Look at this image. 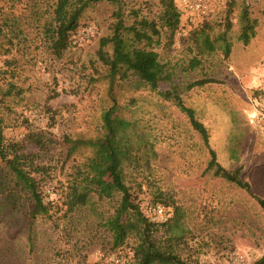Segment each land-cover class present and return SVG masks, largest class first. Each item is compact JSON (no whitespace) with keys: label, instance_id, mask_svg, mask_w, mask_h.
I'll use <instances>...</instances> for the list:
<instances>
[{"label":"rangeland","instance_id":"obj_1","mask_svg":"<svg viewBox=\"0 0 264 264\" xmlns=\"http://www.w3.org/2000/svg\"><path fill=\"white\" fill-rule=\"evenodd\" d=\"M229 1H212L208 17L194 25L176 0L182 10L181 27L170 46L163 36L155 47L173 70V79L160 83L159 90L179 91L208 128L218 161L228 169L241 167L251 192L206 170L209 151L173 100L146 85L134 86L120 78L113 82L99 58L101 38L112 33L119 17L127 24L135 11L157 18L160 0L91 4L78 30L90 25L94 32L61 57L52 54L44 40V25L55 0H0V84L14 81L25 89L24 98L12 102L16 112L8 115L11 125L6 134L27 140L35 131L53 139L44 150L28 143L30 150L39 151L42 162L53 165L56 177L46 185L47 200L58 198L57 181L66 179L74 158L90 154V149H81L68 158L64 136H103L104 112L116 104L115 113L131 121L137 132L133 141H143L140 164L126 168L128 183L139 191L144 204L160 188L181 207L188 242L184 255L191 263L228 264L231 253L244 251L252 264L264 254V208L256 198H264V140L249 118L250 97L264 86V0H235L232 9ZM245 11L258 21L247 44L239 39ZM206 22L213 50L204 35L194 32ZM106 49L111 52V45ZM200 79L210 81L188 87ZM47 104L56 110L54 125ZM25 116L30 127L22 122ZM105 177L112 182L107 173ZM4 201L0 193V264H98L101 253L115 251L101 220L102 214L113 212L116 200L94 195L71 217L58 213L33 223L28 200H20L14 208L4 206ZM169 213L176 224L172 206ZM132 244L129 239L124 246L132 249Z\"/></svg>","mask_w":264,"mask_h":264},{"label":"trees","instance_id":"obj_2","mask_svg":"<svg viewBox=\"0 0 264 264\" xmlns=\"http://www.w3.org/2000/svg\"><path fill=\"white\" fill-rule=\"evenodd\" d=\"M100 1L117 5L123 0H55L52 16L44 25V40L52 54L61 57L74 46L73 35L81 26L85 10ZM160 3L162 9L157 18L139 16L135 11L132 23L127 24L122 16L119 17L112 26V33L101 38L99 58L108 67L113 82L120 78L132 82L134 86L146 85L158 90L164 98L173 100L188 116L209 151L206 170H212L215 176L251 192L250 183L241 175V167L228 169L218 161L216 150L210 143L208 128L197 118L195 109L185 104L179 91L176 88L159 90L160 83L173 79V70L161 60L155 47L161 45L163 36L167 38L165 44L170 46L182 22V10L176 0H160ZM234 4L235 0L229 1L230 9ZM257 22L256 18L244 12L239 39L245 44L255 34ZM207 23L196 27L194 32L198 36L204 35L206 45L213 50L214 45L205 32ZM108 45L112 47L111 52L106 49ZM229 50L226 45L225 53L229 54ZM197 63L194 62L195 65ZM208 81L210 79L196 80L188 87ZM24 91L14 81L0 84V193L5 197L4 206L14 208L20 200H28L31 204L28 215L30 223H33L38 217L54 218L58 213L71 217V214L87 205L94 195L100 199L116 200L113 212L102 214L101 222L111 235L113 249L124 248L129 239H133L134 256L129 264H192L184 255L188 242L187 228L181 220V207L160 188L154 189L153 200L148 202L163 203L168 208L172 206L174 217L178 219L176 224L172 215L166 221L152 220L144 212L145 204L139 198V191L128 183L126 168L140 164L143 141H133V134L136 136L137 132L131 121L115 113L116 104L104 112L103 136L94 139L64 136L68 158L81 149H90V154H85L83 159L74 158L66 179L57 181L58 198L46 199V185L56 177L52 173L53 165L42 162L39 151L30 150L28 143L44 150L53 139L35 131L29 134L27 140L6 134L7 127L11 125L8 115L16 112L12 102L22 100ZM57 94L53 93L52 96ZM45 108L50 124L54 125L56 110L48 104ZM22 122L28 127L32 124L26 116L22 117ZM139 138L142 140V137ZM106 173L112 182L106 179ZM141 185L138 184L139 189H142ZM256 198L264 208V198ZM252 264H264V254Z\"/></svg>","mask_w":264,"mask_h":264},{"label":"built area","instance_id":"obj_3","mask_svg":"<svg viewBox=\"0 0 264 264\" xmlns=\"http://www.w3.org/2000/svg\"><path fill=\"white\" fill-rule=\"evenodd\" d=\"M214 0H177L178 4L188 12V18L194 25L205 21L211 11V2ZM90 25L77 31L74 43L82 41L85 36L92 34ZM251 110L249 118L255 130L264 140V86L257 88L250 97ZM144 212L152 220L166 221L170 217L169 208L163 203H146ZM134 250L131 248H119L110 253H101L98 264H129L133 260ZM228 264H249L248 256L244 251H234L230 255Z\"/></svg>","mask_w":264,"mask_h":264}]
</instances>
